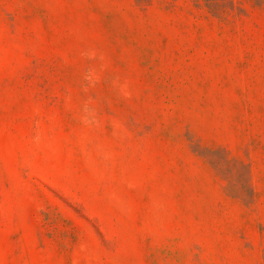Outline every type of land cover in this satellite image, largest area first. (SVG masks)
I'll use <instances>...</instances> for the list:
<instances>
[{"label":"rangeland","instance_id":"374dc122","mask_svg":"<svg viewBox=\"0 0 264 264\" xmlns=\"http://www.w3.org/2000/svg\"><path fill=\"white\" fill-rule=\"evenodd\" d=\"M0 264H264V0H0Z\"/></svg>","mask_w":264,"mask_h":264}]
</instances>
